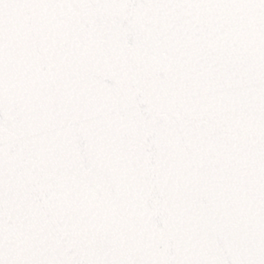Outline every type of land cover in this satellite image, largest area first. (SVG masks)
I'll return each mask as SVG.
<instances>
[{"label":"snow or ice","instance_id":"snow-or-ice-1","mask_svg":"<svg viewBox=\"0 0 264 264\" xmlns=\"http://www.w3.org/2000/svg\"><path fill=\"white\" fill-rule=\"evenodd\" d=\"M0 264H264V0H0Z\"/></svg>","mask_w":264,"mask_h":264}]
</instances>
